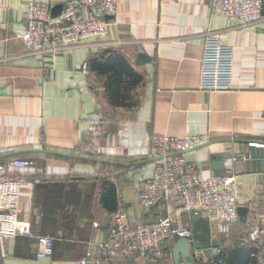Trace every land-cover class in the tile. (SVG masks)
<instances>
[{
	"label": "crops",
	"instance_id": "1",
	"mask_svg": "<svg viewBox=\"0 0 264 264\" xmlns=\"http://www.w3.org/2000/svg\"><path fill=\"white\" fill-rule=\"evenodd\" d=\"M75 1L0 0V149L17 148L0 154V162L13 157L36 161L34 169L9 172L12 179H27L19 191L18 216L35 235L56 239L52 255L44 259L35 257L34 239L10 240L0 264H78L104 241L114 207L123 210L132 226L172 213L173 207L163 203L146 211L138 202L141 183L151 176L149 144L157 135H207L209 140L184 158L201 179L217 176L213 167L221 162L224 175L232 172L242 187L243 212L230 226L183 215L206 257L213 241L222 253L251 243L255 219L264 254V170L255 165L248 172L244 166L238 170L233 160L248 150L240 141L264 142V0L260 20L244 31L212 12L210 0H117L104 37L51 56L30 53L20 40L28 4L61 7V17ZM207 33L234 49L228 91L200 90ZM110 52L142 78L133 108L111 107L104 79L89 68L90 61ZM140 54L145 63L136 65ZM91 119L105 124L95 158L80 153ZM227 153L231 158L222 160ZM159 264H173L169 250ZM194 264H205V259Z\"/></svg>",
	"mask_w": 264,
	"mask_h": 264
},
{
	"label": "built area",
	"instance_id": "2",
	"mask_svg": "<svg viewBox=\"0 0 264 264\" xmlns=\"http://www.w3.org/2000/svg\"><path fill=\"white\" fill-rule=\"evenodd\" d=\"M117 0H77L72 3L69 14L52 17L51 7L30 2L24 13L26 29L20 36L29 52L51 56L92 39L107 34L110 24L107 17L115 14ZM212 12L226 16L240 31L260 20L261 0H210ZM234 63V49L221 43L218 36L207 33L200 59V90L206 92L228 91ZM88 71V63L82 72ZM105 133L103 121L87 122L80 153L95 158L98 141ZM207 135H184L171 137L157 135L151 138L149 158L153 160L151 176L145 179L138 192V202L143 210H150L160 203L173 207L172 213L159 217L154 222L128 224L126 215L117 208L103 242L97 244L96 253H87L78 264H111L116 260L138 261L141 264H159L165 257L162 248L170 238H185L193 242L192 230L184 224L183 215L203 216L208 221L224 227L238 219L242 187L236 176L229 172L223 176L201 179L195 166L183 154L206 143ZM249 146L264 148V142ZM17 148L0 149V154L16 152ZM34 159L10 158L0 162V256H6V243L18 237L34 239L35 257L52 255L55 238L37 236L30 224L19 219L18 202L20 187L27 182L25 177L10 178L12 169L26 170L36 167ZM251 226L249 239L257 242L260 236L258 219ZM194 249L193 259L205 264H220L215 257L220 253L216 247ZM191 251V250H190Z\"/></svg>",
	"mask_w": 264,
	"mask_h": 264
},
{
	"label": "trees",
	"instance_id": "3",
	"mask_svg": "<svg viewBox=\"0 0 264 264\" xmlns=\"http://www.w3.org/2000/svg\"><path fill=\"white\" fill-rule=\"evenodd\" d=\"M89 68L104 79V92L111 107L130 109L136 106L135 89L142 78L120 55L115 52L107 53V57H102L100 61L97 59L90 61ZM116 209L115 207L111 209L112 213ZM175 240L170 238L164 243L162 246L164 252L170 251ZM262 249L263 245L258 239L257 242L236 246L224 253L220 251L215 261L220 264H264Z\"/></svg>",
	"mask_w": 264,
	"mask_h": 264
},
{
	"label": "water",
	"instance_id": "4",
	"mask_svg": "<svg viewBox=\"0 0 264 264\" xmlns=\"http://www.w3.org/2000/svg\"><path fill=\"white\" fill-rule=\"evenodd\" d=\"M61 7H55L51 10L52 17H57L59 15ZM109 19V17H107ZM146 60V57L144 55H138L135 64L141 65L144 64ZM239 143L248 144V150L241 154H237L234 157V165L238 170H242L243 166L245 168V171H249V165H251L252 170H254V165L259 167H262L264 170V148H256L254 146H249L250 143L248 141H240ZM253 143V142H251ZM220 158V157H219ZM231 158V154L227 153L225 155H222L221 159H228ZM92 160L93 159H89ZM214 166V164H212ZM218 172V177L224 175L223 171V164L221 162L216 163L215 167H213ZM256 169V167H255ZM238 215H240L243 212L242 208L238 207ZM192 214V212H190ZM212 246L216 247L217 242L213 241ZM191 248L194 249H202V246L199 242L193 241L189 242L185 238H178L174 241V243L170 247V255L173 261V264H194L193 255L191 253Z\"/></svg>",
	"mask_w": 264,
	"mask_h": 264
}]
</instances>
